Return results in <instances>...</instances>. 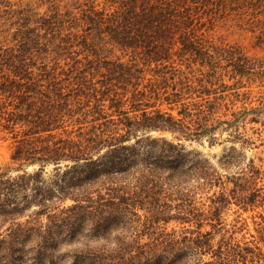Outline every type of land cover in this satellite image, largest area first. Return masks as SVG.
Returning a JSON list of instances; mask_svg holds the SVG:
<instances>
[{"label": "trees", "instance_id": "obj_1", "mask_svg": "<svg viewBox=\"0 0 264 264\" xmlns=\"http://www.w3.org/2000/svg\"><path fill=\"white\" fill-rule=\"evenodd\" d=\"M261 81L264 0H0V133L15 164L0 168V264H264L256 243L210 238L231 198L261 197L253 161L224 176L150 135L237 139L264 124V104L233 110L230 97ZM255 225L264 248V216Z\"/></svg>", "mask_w": 264, "mask_h": 264}, {"label": "rangeland", "instance_id": "obj_2", "mask_svg": "<svg viewBox=\"0 0 264 264\" xmlns=\"http://www.w3.org/2000/svg\"><path fill=\"white\" fill-rule=\"evenodd\" d=\"M12 1H26V0H12ZM100 1V0H98ZM44 10V7L41 11ZM216 39L222 40L229 43L240 42L247 47L250 54L257 52L252 48V41L250 34H242L233 29H217L215 33ZM119 51H115L116 56H120ZM122 61H127L129 56L123 55ZM143 67V65H140ZM155 65L150 67L144 66L146 72V78L151 77L153 68ZM149 70V71H147ZM146 84V81H143ZM142 84V85H143ZM229 84V83H228ZM242 88L238 89L239 97L235 100L234 96L230 99L233 101V110L238 109L240 106L245 105L246 107L257 106L260 103L264 104V81L248 83L245 82ZM141 88V85H140ZM237 91V90H236ZM231 92V91H228ZM233 92V91H232ZM245 92V96L241 95ZM162 108H165L163 106ZM131 114V113H130ZM70 129V128H68ZM239 138L233 139L229 136L228 132H223L220 136L219 141L214 145H209L208 142L198 143L195 141H189L180 139L177 140L170 133H159L152 132L150 135L154 137H166L168 140H172L174 143H180L187 151H194L200 154L203 159H206L210 165L220 174L224 176H236L244 169L246 164L252 160L255 167L260 169L261 178L257 180L254 186L260 194L257 202L253 207L244 208L239 203L238 197L231 198V203L222 215V229L220 231L214 230L211 234V245L212 249L216 248L217 243L222 237L230 243L239 245L240 248H246L253 246L252 243H256L261 247V251L264 252V248L260 243H257L258 234L256 232L255 223L261 221V217L264 216V205L260 199H264V124H250L246 123L244 128L239 129ZM13 140L10 134L0 133V168H14L15 164L11 163L10 153L12 150ZM229 161V162H227ZM36 166L29 167L27 170L33 172ZM12 175L16 172L12 171ZM51 175V167H47L45 170L44 177L49 178ZM226 191L228 192L233 185L231 183L226 184ZM195 206L200 208V212L205 214L207 211L208 201L202 194H197ZM69 203V202H67ZM35 207V206H33ZM29 212H26L27 215ZM195 224H185V228L194 229ZM166 231L172 228L179 230L181 225L170 223L164 226ZM201 232L212 231L209 222L205 221ZM146 239V238H145ZM245 252V251H244ZM202 259L207 260L210 258V254L207 256H201Z\"/></svg>", "mask_w": 264, "mask_h": 264}]
</instances>
